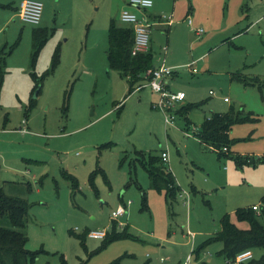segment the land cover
Here are the masks:
<instances>
[{
	"label": "rangeland",
	"instance_id": "obj_1",
	"mask_svg": "<svg viewBox=\"0 0 264 264\" xmlns=\"http://www.w3.org/2000/svg\"><path fill=\"white\" fill-rule=\"evenodd\" d=\"M20 1L0 0V188L28 201L17 230L27 237L26 249L45 251L28 264H63L61 256L65 264H184L188 256L189 264H229L215 253L219 244L210 255L191 252L218 231L223 215L234 222L237 208L260 206L264 195V31L247 21L243 0H156L161 8L149 9L163 21L150 22L149 47L161 59L168 45L165 58L178 61L171 91L184 92L183 104L193 106L189 119L197 127L186 131L183 119L167 126L152 108L156 93L147 87L127 95L126 80L108 68V26L110 19L123 25L126 0H40V25L52 31L35 58L34 25L15 13ZM35 78L41 88L34 98ZM230 108L243 121L231 127L228 156L184 134H196L206 117ZM134 151L167 152L166 167L180 189L174 201L149 186ZM236 155L263 162L237 167ZM118 205L126 212L114 230L129 236L104 246V239L86 235L111 233ZM0 226L11 228L6 217ZM258 250L251 248L250 261L260 260Z\"/></svg>",
	"mask_w": 264,
	"mask_h": 264
},
{
	"label": "trees",
	"instance_id": "obj_2",
	"mask_svg": "<svg viewBox=\"0 0 264 264\" xmlns=\"http://www.w3.org/2000/svg\"><path fill=\"white\" fill-rule=\"evenodd\" d=\"M16 11V8H15ZM52 29L35 28L32 31L33 38V54L35 58L41 44L47 39L48 34ZM42 37L41 43L38 38ZM134 32L130 27L116 26L114 19H110L107 30L108 48L106 52L108 66L119 72L121 77L126 78L129 84V92H131L133 84L142 79V75L146 73L153 66V59L150 50L137 55H131V47L133 44ZM53 64L51 70L58 62V52L53 54ZM3 60H0V88L3 81ZM47 70L44 74H48ZM237 77V76H236ZM36 83L33 90L40 91V78H35ZM193 105V104H192ZM196 106V105H195ZM193 106H186L184 110L176 113L185 114ZM233 108H230L225 113H212L205 118L203 123L198 128L196 137L198 141L209 150L217 153L218 156H228L229 147L233 143L230 139L229 133L231 127L235 123H240L243 118L236 114ZM234 163L237 167H242L248 164H256L263 162L262 157L254 159L249 156L236 155L233 157ZM133 162H138L146 171L149 180V186L157 192H164L166 198L171 203L179 194V186L176 184L174 176L169 168L166 167L162 161L161 156L146 155L142 151H134ZM133 166V165H132ZM97 171L105 178L103 171L98 168ZM93 171L89 175V184L93 186V179L95 173ZM131 173V170H130ZM133 182V180H130ZM75 186V181L73 182ZM134 183V182H133ZM142 199H145V194L142 192ZM29 204L28 201L19 196L7 195L0 188V218L6 217L11 225V228H4L0 226V264H28L33 263L43 249L37 251H30L25 248L27 237L17 229L23 228L28 215ZM235 218L238 222H245L247 227L244 229L238 228L230 220V216L223 215L220 220V230L212 236L205 239L200 245L196 246L192 254L196 258L199 257L200 252L213 243H220L221 248L216 252L217 255L223 256L227 261L233 258L239 252L251 249L260 248L262 256L258 261L248 260L247 264H264V195L261 199L260 208L258 211L252 207H240L234 212ZM115 224L113 225L111 233H106L103 238L104 246L113 240H117L129 234L126 230L122 233L115 232ZM90 232V231H89ZM86 235H88V233ZM61 262L65 264L62 256ZM207 264V263H202ZM244 264V263H243Z\"/></svg>",
	"mask_w": 264,
	"mask_h": 264
},
{
	"label": "built area",
	"instance_id": "obj_3",
	"mask_svg": "<svg viewBox=\"0 0 264 264\" xmlns=\"http://www.w3.org/2000/svg\"><path fill=\"white\" fill-rule=\"evenodd\" d=\"M127 4L133 6L139 10L148 9L152 5L151 0H126ZM43 11V4L40 0H21L19 5L16 7L17 17L26 23L32 25L39 24ZM120 20L123 23L130 25L134 32L133 44L131 47V55H137L138 53L146 52L149 48V34L151 23L146 15H138L132 12L129 9H123L120 12ZM187 23L190 24V19L187 20ZM201 29H196L195 33L201 35ZM165 47L163 52L165 53ZM187 67H190L187 65ZM174 68L167 67L162 61L159 65L150 68L145 76L147 78L148 86L151 90L157 94V100L153 104L155 109H158L164 115V121L166 124L172 125L175 120V115L173 113L174 107L177 103L182 101L185 98V94L182 91H170L167 88L166 80L172 75ZM224 101H228L227 98H224ZM186 136H193L185 132ZM162 161L166 165L167 162V152L162 151L160 154ZM253 210H258L257 206H252ZM124 206H117L115 210L111 212V220L117 221L119 216L125 214ZM117 225L122 226L121 222H116ZM107 233L106 229L103 230H94L88 233L90 238L94 239H103ZM189 256L187 262L184 264H189ZM252 258V253L250 250H243L236 254L233 260H230L229 264H243Z\"/></svg>",
	"mask_w": 264,
	"mask_h": 264
},
{
	"label": "crops",
	"instance_id": "obj_4",
	"mask_svg": "<svg viewBox=\"0 0 264 264\" xmlns=\"http://www.w3.org/2000/svg\"><path fill=\"white\" fill-rule=\"evenodd\" d=\"M151 1H153L152 2V5H151V7L152 6H154L155 5V7H156V9L157 10H159L161 7L160 6H158V2L156 1V0H151ZM237 2H238V0H236ZM42 2V1H41ZM225 2V0H222V3H224ZM243 2V5H246L247 7H246V9L248 10V13H246V18H247V21H250L251 20V23H250V25H252L253 23H257V24H259L260 25V27H261V29H263V31H264V25L262 24L263 23V21H264V0H251V5H249V4H247V0H243L242 1ZM43 4V3H42ZM150 7V8H151ZM150 8H148V9H144V10H139V9H137V8H135V7H133V6H130V5H128L127 4V1H126V6L123 8V9H129V10H131L132 12H134V13H136V14H138V15H141V14H143V15H146L147 17H148V19L150 20V22H154V24L155 23H163V21H162V19H161V16L158 14V12L156 11V12H151L149 9ZM122 9V10H123ZM121 10V11H122ZM192 11V8L191 7H189L188 8V11L187 12H191ZM196 11H197V7H196ZM15 13H16V11H15ZM195 15H197V13L195 12ZM17 16V15H16ZM45 19H47L46 17H44V19H43V21H44V23H46V20ZM48 20V19H47ZM119 20H120V16H119ZM41 21H42V17H41V20H40V22H39V24H37V25H34V29L35 28H47V29H52V27H47V26H41L40 24H41ZM120 22L123 24L122 26L123 27H131L130 25H128V24H126V23H123L121 20H120ZM191 23H192V20H191ZM161 25V24H160ZM189 25V24H188ZM39 26V27H38ZM167 27H169V25H166ZM132 28V27H131ZM169 29V28H168ZM32 31H33V29H32ZM32 31H31V35H32ZM194 32H195V29H194ZM196 34V33H195ZM134 38V37H133ZM169 39H171V38H169ZM107 43H108V41H107ZM170 43L172 44V39H171V41H170ZM107 48H108V46H107ZM164 48V47H163ZM163 48L161 49V54H162V58L159 60L157 57H155V55H154V53L152 52V50L150 49V47L148 48V50H150L151 51V54H152V59H153V66L152 67H154V66H157V65H159L162 61H164V64L167 66V67H171V68H174V70L175 71H173V73H172V75L169 77V78H172L173 76H175L176 74H177V72H176V65H177V63H178V61L176 60V59H174L173 57L172 58H170V59H166L165 57H166V55H167V52H168V45L167 46H165V53L163 52ZM106 52H107V50H106ZM106 60H107V56H106ZM193 61H195V60H192L191 61V63L190 64H188L189 66H190V68H191V66H192V62ZM107 64H108V62H107ZM108 68H109V66H108ZM111 69V68H110ZM114 70V69H113ZM116 71V70H115ZM191 73L193 74V73H196V69L195 68H192L191 70ZM118 72V71H117ZM118 75L121 77V75L119 74V72H118ZM143 77H142V79H139L138 81H136L134 84H133V86H132V89H131V92H129V84H128V82H127V79L126 78H123V77H121V78H123V79H125L126 80V83H127V90H128V93H127V95H130V94H132L133 92H137V91H140V90H142V89H144V88H149L150 90H151V88L148 86V83H147V78H146V76H145V73L142 75ZM231 77V76H230ZM169 78L166 80V82H167V88L171 91V88H170V83H169ZM152 91V90H151ZM35 92V91H34ZM153 92V91H152ZM174 92H176V91H174ZM39 94V92L37 93V95ZM157 98L158 97H156V100H157ZM185 98H186V95H185ZM185 98L182 100V101H180L179 103H177L176 105H175V107H174V110H173V113H174V115H175V120H176V118H181V119H183V125L182 126H180V129L182 130V131H186V130H188L190 127H197V126H195V125H193L192 124V122L190 121V119H189V113H190V111H191V109L187 112V113H185V114H180V113H176L177 111H182V110H184V108H186V106H188L187 104H183V101L185 100ZM224 98H226V97H224ZM224 98H223V102H225V103H228L229 101H224ZM155 100V101H156ZM155 101L153 102H151L152 103V108H154L153 107V104L155 103ZM117 105H120V104H117ZM117 105H115V106H117ZM190 105H192V104H190ZM155 109V108H154ZM210 116V115H209ZM208 116V117H209ZM207 118V117H206ZM6 120H7V117H4V119H3V128H5V126H6ZM175 120H174V123L172 124V125H169V124H166L167 126H176L175 125ZM165 122V121H164ZM201 125V124H200ZM200 125H199V127H200ZM198 127V128H199ZM184 134H185V132H184ZM193 136H195L196 137V134L195 135H193ZM1 139V138H0ZM196 139H197V137H196ZM198 140V139H197ZM199 142V141H198ZM200 143V142H199ZM162 152V151H161ZM161 154V153H160ZM160 154H158L157 156H160ZM167 157H168V155H167ZM171 171V170H170ZM90 175V174H89ZM69 177H70V183H71V181H75V183H76V179H75V177H73V176H70L69 175ZM88 182H89V176H88ZM72 184V183H71ZM163 194H164V197L166 198V196H165V193L163 192ZM177 196H179V194L177 195ZM177 198V197H176ZM167 199V198H166ZM119 206V205H118ZM252 206H257L258 207V210H259V208H260V206H259V204L258 205H255V204H253V205H251V206H246V207H252ZM258 210H255V211H258ZM123 216V215H122ZM235 216V215H234ZM231 220V219H230ZM111 222L113 223V224H115V222L116 221H114V220H111ZM231 222H233L232 220H231ZM238 228H241V229H244V228H246L247 227V224L245 223V222H238L237 220H236V218H235V220H234V222H233ZM220 230V227H219V229H218V231ZM107 232H108V230H107ZM216 233V232H215ZM214 234V233H213ZM213 234H211V236L213 235ZM208 238V237H207ZM207 238H205V239H207ZM204 239V240H205ZM203 240V241H204ZM203 241H201L198 245H200ZM214 244H219L218 245V248L216 249V250H214L215 251V253L221 248V245H220V243H213V244H211V245H209V246H206L201 252H200V254L199 255H210L212 252H211V250H209V247H211L212 245H214ZM197 245V246H198ZM195 248V247H194ZM208 248V249H207ZM259 249V248H258ZM246 250H250L251 251V249L249 248V249H246ZM192 251H193V249H192ZM259 251V250H258ZM260 251H262V250H260ZM259 251V252H260ZM192 253V252H191ZM251 253H252V251H251ZM252 257H253V253H252ZM208 258H211V256L210 257H208ZM252 259V258H251ZM204 262V260H202V262H200V264H202ZM226 262V261H225ZM227 262H229V261H227ZM204 263H207V264H211L210 262L208 263V262H204Z\"/></svg>",
	"mask_w": 264,
	"mask_h": 264
},
{
	"label": "water",
	"instance_id": "obj_5",
	"mask_svg": "<svg viewBox=\"0 0 264 264\" xmlns=\"http://www.w3.org/2000/svg\"><path fill=\"white\" fill-rule=\"evenodd\" d=\"M38 89L35 90L33 97L35 98L37 96Z\"/></svg>",
	"mask_w": 264,
	"mask_h": 264
}]
</instances>
